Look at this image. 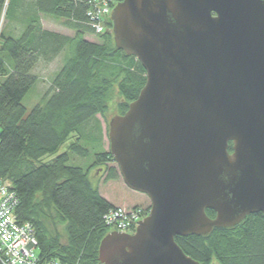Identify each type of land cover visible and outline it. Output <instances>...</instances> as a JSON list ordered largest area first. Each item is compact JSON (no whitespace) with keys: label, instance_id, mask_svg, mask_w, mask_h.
I'll list each match as a JSON object with an SVG mask.
<instances>
[{"label":"water","instance_id":"1","mask_svg":"<svg viewBox=\"0 0 264 264\" xmlns=\"http://www.w3.org/2000/svg\"><path fill=\"white\" fill-rule=\"evenodd\" d=\"M110 21L146 82L110 120L109 153L150 207L98 262L199 264L175 237L264 216V0H121Z\"/></svg>","mask_w":264,"mask_h":264},{"label":"trees","instance_id":"2","mask_svg":"<svg viewBox=\"0 0 264 264\" xmlns=\"http://www.w3.org/2000/svg\"><path fill=\"white\" fill-rule=\"evenodd\" d=\"M93 5V0H0V21L24 15L19 36L0 31V180L16 193L17 221L32 226L43 262L100 264L98 247L108 234L104 217L122 209L100 194L98 180L91 177L97 167L106 174L105 183L115 182L118 173L107 167L114 163L109 151L88 149L87 134L97 132L90 145L99 147L97 116L105 120L114 98L117 115H124L144 87L146 73L134 57L115 47L110 19L104 33H95L87 18ZM39 14L62 20L74 36L42 29ZM86 35L97 42L87 41ZM63 52L64 62L50 87L27 111L23 100L37 83L32 70L40 59L51 62ZM72 155L92 157L93 162L87 168L72 166ZM205 213L215 217L210 210ZM174 242L199 264H264V216L249 215L234 227L175 237Z\"/></svg>","mask_w":264,"mask_h":264},{"label":"rangeland","instance_id":"3","mask_svg":"<svg viewBox=\"0 0 264 264\" xmlns=\"http://www.w3.org/2000/svg\"><path fill=\"white\" fill-rule=\"evenodd\" d=\"M31 0H25V3L30 2ZM19 12V11H18ZM18 13H16L15 18L13 20H5L4 18L0 21V31H5L7 33H10L12 36L17 37L21 34L23 28H24V15L17 20ZM39 23L42 27V29L57 33L59 35H64L69 38L74 36V32L69 30L65 25L63 24L62 20H56L51 17L39 14L38 15ZM110 19V18H109ZM111 33V28H110ZM105 32V30H104ZM85 39L90 42H97V38L93 35H86ZM65 58V53H60L53 61L51 62H45L44 60L40 59L34 69L32 70L31 74L34 75L37 78V83L35 86L29 91V93L26 95V97L23 100V105L26 108L27 111H30L35 105H37L43 94L48 90L50 87L51 80L53 79L54 75L58 72V70L61 68ZM118 102L117 98H114L112 103L109 105V109L107 114L105 115V120L97 116V121L101 129V144L99 147H94V145H90V142L93 143V141H96L97 132L96 131H90V133H86L88 135L87 139V146L88 149L96 148V150H104L109 151V142H108V125L110 120L117 115L116 110V104ZM91 123L92 126H94ZM90 126V128L92 127ZM73 138L66 141V143L61 147L59 153H63L67 150V146L69 143L73 142ZM82 141V145L84 146L86 143ZM89 142V143H88ZM93 162L92 157L90 158H81L79 156L72 155L70 156L69 165L72 166H79L82 168H87L91 163ZM109 168H115L117 169L118 177L117 180L114 182H107L105 183V177L106 174L102 172L101 168H94L91 172L92 179L98 180L96 183V186L99 188L100 194L110 200V202L117 203V207L122 208L124 213H131L133 210H130L132 205H136L135 207H138L137 209H141L144 212L150 207V201L149 199L141 193L134 192L130 189H128L125 184L123 183V180L119 174L118 167L115 163L108 164ZM99 183V185H98ZM62 227L58 226V230L62 233ZM111 231L108 230V234ZM63 241V238H62Z\"/></svg>","mask_w":264,"mask_h":264},{"label":"built area","instance_id":"4","mask_svg":"<svg viewBox=\"0 0 264 264\" xmlns=\"http://www.w3.org/2000/svg\"><path fill=\"white\" fill-rule=\"evenodd\" d=\"M121 0L99 2L93 0V8L87 13L90 26L96 34L104 33V22L110 18L112 8ZM18 198L6 180H0V264H62L58 261L43 262L38 258L37 240L28 223H19L15 211ZM146 214L141 209L124 213L122 209L110 211L104 217L108 230L132 235Z\"/></svg>","mask_w":264,"mask_h":264},{"label":"flooded vegetation","instance_id":"5","mask_svg":"<svg viewBox=\"0 0 264 264\" xmlns=\"http://www.w3.org/2000/svg\"><path fill=\"white\" fill-rule=\"evenodd\" d=\"M232 147V146H231ZM230 154L232 153V150H231V152H229Z\"/></svg>","mask_w":264,"mask_h":264}]
</instances>
